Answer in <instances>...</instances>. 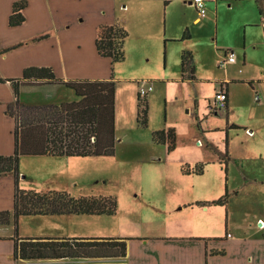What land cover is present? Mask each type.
<instances>
[{
    "label": "rangeland",
    "instance_id": "rangeland-1",
    "mask_svg": "<svg viewBox=\"0 0 264 264\" xmlns=\"http://www.w3.org/2000/svg\"><path fill=\"white\" fill-rule=\"evenodd\" d=\"M184 1L89 0L81 7L83 25H93L100 15L107 14L104 16L106 22H117L128 32L122 62L111 65L108 60L92 61L87 53L78 58L88 72L82 75L99 76L108 68L109 80L115 84L114 154L69 160L61 157L59 159L66 162L57 169L53 163H44L46 158L22 156L19 171L26 186H31L29 190L66 192L73 198L113 197L116 212L111 216L86 218L26 216L17 221L21 234L67 235L73 230L113 237L127 232H164L170 226L177 228L179 225L163 224L158 208L164 202L172 200L175 204L177 198L200 194L205 182H208L209 190H217L221 197L226 196L229 200L230 225H244L255 216L264 221V38L258 14V9L264 10V2L255 4L252 0L251 5L248 0L238 3L225 0V5L218 8L214 23L208 18L214 16L209 6L206 8L207 18H200L197 11ZM164 2L168 3L164 5ZM197 17L201 19L200 23H194ZM244 20L256 23L243 27ZM185 31L190 37L182 41ZM171 37L177 39L165 44L177 50L187 48L179 52L191 51L197 62L195 86L207 115L200 120V128L199 125L196 127L194 116L182 107L184 102H189L188 94L195 97L192 82L189 86L172 82L167 84V91H162V87L159 99L148 104L147 127L142 128L136 123L137 83L147 81L154 86L162 77L173 80L180 76L179 62L175 61L172 67L168 54L164 55L163 68L165 44L162 38L170 40ZM243 42L246 49L249 48V59L243 70L239 71L240 61L236 66L221 67L224 56L223 51L218 50L242 48ZM17 51L21 50L14 53ZM227 78L240 81L229 84L230 101L232 96L234 100L233 104L230 102V113L226 117L224 108H214L213 97L218 82ZM164 96L171 98L167 104ZM177 96L180 100H176ZM3 115L10 117L5 111ZM166 120L174 123L177 133L175 152L167 153L166 146L155 145L151 140L152 130L167 125ZM227 121L249 128L252 135L230 128ZM197 162L206 164L202 176L180 173L182 165L193 167ZM192 180L198 184L190 189ZM49 182L52 184L50 189ZM173 206L179 208V205ZM224 217L226 220L225 214ZM235 233L243 234V231Z\"/></svg>",
    "mask_w": 264,
    "mask_h": 264
},
{
    "label": "crops",
    "instance_id": "crops-1",
    "mask_svg": "<svg viewBox=\"0 0 264 264\" xmlns=\"http://www.w3.org/2000/svg\"><path fill=\"white\" fill-rule=\"evenodd\" d=\"M21 1L25 2V7L21 11L24 20L20 25L11 27L9 25V17L12 14L13 5ZM87 1L89 0H0V79H17L22 76V73L26 68L45 67L51 69L53 75L63 81H108V68H105L99 76L82 75L81 73L88 72L85 69L86 65L79 62L78 58H80L84 53H87L89 59L92 61L95 60L100 62V59H102L108 60L111 63L109 58H104L98 55L95 47V40L99 27L112 24L119 25V23L112 22L111 20L106 22L104 20V16H107V14H104L99 16L97 23L93 25L88 24V26L83 25L80 20V16L82 15L81 7L85 5V2ZM226 1H234L238 3L241 0ZM226 1H206V8L209 6L210 10L214 11L213 18L209 16V20L216 23L218 8L224 6ZM190 2L191 0L184 1V3L189 7L195 9ZM248 2L252 5V0H248ZM261 2H264V0H254L255 4H260ZM167 3L168 2H164V5ZM228 6H230V3H228ZM258 14L262 27L264 21V10H261V8L260 10L258 9ZM195 22L200 23L201 19L197 17L194 20V23ZM255 23L256 21L254 20H244L242 25L243 27H248ZM243 33L245 34L246 31L243 30ZM182 37L181 40L183 41L188 39L190 36L188 33V38L182 39ZM162 39L164 45L165 43H168V41H174L177 38L171 37L169 38L170 40H166L165 38ZM181 49L187 48L181 47L177 50L165 44V47H163V68H165L164 55L167 56V54L170 56V65L174 67L175 61H177L179 62L180 67V55L183 52H179ZM16 50L21 51L14 53ZM248 50L249 48L246 49L245 42H243L242 48L237 46L235 49L233 48L231 50H227L228 52L235 54V62L228 63L224 67L227 65L236 66L240 61L241 67L239 71H242L247 65V59H249V55L247 53ZM218 51H223V56L227 52L225 50ZM192 58L194 66V80L192 81L182 80L181 71H179L180 76L178 78H173V80H170L169 77H162L160 78L161 82H158L156 85L154 84V86L151 82L147 81H142L141 83H137V85L147 86L148 84H151L153 87L151 91L153 93L150 94V92V95L148 94L149 96H146L147 104H149L150 102L159 99V96L162 95V91H167V87H169L167 84L177 81L181 84H187L189 86L190 82H192L196 93L195 97L193 94H188L189 102H184L182 107L187 108V113H191V115L194 116L196 127L199 125L200 128V120L202 119L203 121L207 115L201 106L203 100L200 98L199 89L195 86L198 81L195 74L197 62L194 61L195 59L193 56ZM238 81H240V79L227 78L222 82H218V88L220 86L225 87L227 93V107L225 108L226 117L230 113V102L233 104L234 100V97L232 96L230 101L231 93L229 90V84L237 83ZM161 83H164L165 85H160ZM69 90L67 91L66 88L64 89V87L56 85L23 88L18 94V100L20 104H24L26 106L59 105L62 103L77 101L78 98L74 95V92L71 89ZM217 90H214L215 93ZM256 95L259 94L256 93ZM260 95L262 96L261 91ZM178 98L180 100L179 96H177L176 100ZM163 99L166 104L168 103V100H171V98H166V96H164ZM14 100L15 97L11 83H0V156H9L13 153L14 142L12 132L14 129V120L8 116H4L3 112L5 111L6 106L12 104ZM209 101L210 99L208 98V102ZM166 123L167 125L152 130V132L173 129L176 141L177 133L174 123H168L167 120ZM227 126L236 130H244L247 132L248 136L252 135V130L245 126H240L228 121ZM201 129H203L202 126ZM155 145L166 146L167 149V145ZM176 149L175 145L173 151L171 152H175ZM167 153H170L168 152V149ZM38 157L46 158L43 162L53 163V165L56 166V169L62 162L64 164L66 162L64 159H59L61 157L56 156ZM73 158L78 159L80 157H67V160ZM196 164H198V162L195 163L194 166ZM205 165L206 164H204L203 173L201 175L183 174L181 171L182 167H188L189 169L194 167L187 164L181 166L180 173L182 175L200 177L205 174ZM246 180H249V178H246ZM14 183V177L12 175L0 176V212L12 213L13 194L15 188ZM189 183L191 184L189 187L190 189L193 188L194 185L198 184L196 180H192ZM17 186L19 189L24 190H29V188H31L30 185L26 186L24 180L21 179L20 171ZM51 186L52 184L49 182L48 189H50ZM202 188L204 190L200 194H188L183 198H177L174 202L175 204H173V201L170 200L168 202H164L163 205L158 208V211L162 216L163 224L179 225L177 228L170 226L169 228H166L167 230L164 232H127L122 236L116 234V236L113 237H106L101 233L98 235H91L89 232L77 233L73 230H71V232L67 235H52L45 233L25 235L21 234L18 229L20 238L125 240L126 249L124 258H86L79 260L67 259L35 261L20 259L14 260L13 240H11L14 235V226L13 223L10 222L6 225H0V264H264V232L258 228L259 220L262 219L255 216L254 220H248L244 223V225H230L231 223L229 220L231 219L232 214L230 211L229 200H226V202L222 205H214L211 202L222 198L219 195V192L213 189L209 190L210 188L208 186V182H205L204 187ZM215 192L218 193L215 194ZM173 205H179V208H173L176 207ZM224 214L226 215V220ZM58 216L86 218L88 216L95 215ZM22 217L26 216H20L19 218ZM46 217L48 218L49 216ZM252 229L254 230L252 231ZM237 230L238 232L240 231V233L243 231V234H236L235 232ZM39 233H43V231Z\"/></svg>",
    "mask_w": 264,
    "mask_h": 264
},
{
    "label": "trees",
    "instance_id": "trees-1",
    "mask_svg": "<svg viewBox=\"0 0 264 264\" xmlns=\"http://www.w3.org/2000/svg\"><path fill=\"white\" fill-rule=\"evenodd\" d=\"M257 1V0H256ZM25 2L13 5L9 25H20L24 18L21 11ZM264 34V21L262 24ZM127 32L118 24L101 26L98 29L95 47L98 55L109 58L111 63L124 59L123 44ZM188 38L185 31L182 39ZM182 80H194L193 58L190 52L180 55ZM10 82L15 100L7 105L5 113L14 120L13 153L0 156V176L14 177L13 210L0 212V225L10 222L14 226V260H79L86 258H124L125 240L118 239H32L18 236L17 221L20 216L30 215H106L116 212L113 197L85 196L73 198L66 192H36L21 190L17 186L19 158L22 156L91 157L114 154L115 99L116 89L112 80H68L56 78L51 69L45 67L26 68L17 79H0V83ZM250 84V83H249ZM56 85L69 88L77 101L48 106H26L20 104L18 94L23 88ZM148 104L146 98L138 96L136 123L146 128ZM235 128V127H234ZM155 144L167 145L168 152L175 146L173 129L151 133ZM226 155V152H225ZM204 164H196L192 169L182 167L183 174L201 175ZM226 196L211 202L222 205ZM199 204V203H197Z\"/></svg>",
    "mask_w": 264,
    "mask_h": 264
},
{
    "label": "built area",
    "instance_id": "built-area-1",
    "mask_svg": "<svg viewBox=\"0 0 264 264\" xmlns=\"http://www.w3.org/2000/svg\"><path fill=\"white\" fill-rule=\"evenodd\" d=\"M206 1L209 0H191V5L195 7L197 10V13L200 18H203L206 16ZM235 62V56L231 52H226L223 60L220 63L221 67H224L228 63H234ZM153 87L151 84L145 85H139L138 86V94L140 97H146L151 91ZM227 93L225 90V87L220 86L219 90L216 91L214 97H213V106L216 109L226 108L227 107ZM259 229H264V221L259 220Z\"/></svg>",
    "mask_w": 264,
    "mask_h": 264
}]
</instances>
